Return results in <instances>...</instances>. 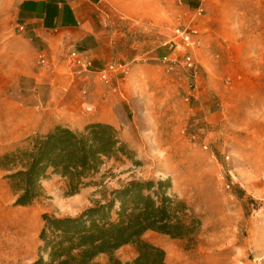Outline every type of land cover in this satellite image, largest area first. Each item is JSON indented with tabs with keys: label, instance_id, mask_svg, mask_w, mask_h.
<instances>
[{
	"label": "rangeland",
	"instance_id": "obj_1",
	"mask_svg": "<svg viewBox=\"0 0 264 264\" xmlns=\"http://www.w3.org/2000/svg\"><path fill=\"white\" fill-rule=\"evenodd\" d=\"M20 1L0 0V154L55 124L82 129L100 117L113 120L134 155L107 160L75 194L66 179L51 175L43 181L44 195L30 206L14 203L0 169V264L37 258L44 213L78 214L127 181L147 178L170 179L172 191L202 220L192 247L159 232L144 235L165 249L170 264H264V0L144 3L186 7V21L170 24L165 44L153 28L147 56L155 58L148 59L142 55L144 31L128 26L122 57L111 60L126 67L110 83L94 73L76 74L67 49L51 54L36 38L23 37ZM187 7H205L197 26L188 22ZM207 7L229 9L219 20L209 18ZM191 24L199 39L193 52L175 38ZM174 39L181 45L172 47ZM173 51L180 63L169 70L159 58ZM187 53L197 62L196 73L184 63ZM41 54L49 66L41 64ZM116 255L128 261L136 250L125 245ZM99 260L105 264L107 258Z\"/></svg>",
	"mask_w": 264,
	"mask_h": 264
},
{
	"label": "trees",
	"instance_id": "obj_2",
	"mask_svg": "<svg viewBox=\"0 0 264 264\" xmlns=\"http://www.w3.org/2000/svg\"><path fill=\"white\" fill-rule=\"evenodd\" d=\"M133 155L112 123L93 121L82 129L55 124L1 153L0 169L14 203L30 206L44 195L43 181L51 175L66 179L75 194L107 160ZM42 220L41 244L31 264H103L101 256L105 264H170L165 249L144 235L155 231L185 239L192 247L202 226L187 201L172 191L171 180L155 178L131 179L78 214L44 213ZM129 244L136 255L123 261L116 252Z\"/></svg>",
	"mask_w": 264,
	"mask_h": 264
},
{
	"label": "crops",
	"instance_id": "obj_3",
	"mask_svg": "<svg viewBox=\"0 0 264 264\" xmlns=\"http://www.w3.org/2000/svg\"><path fill=\"white\" fill-rule=\"evenodd\" d=\"M148 1L151 0H139L142 2L139 6L124 7L122 0H21L16 7V14L19 26L23 29L21 35L27 36L26 39L36 38L51 54L55 48L62 52L64 49L87 50L94 59L95 69H102L113 58L121 55L122 46L126 44L128 26L129 30L139 27L144 31L142 55L148 59L155 58L147 56L150 54L148 44L152 38L151 30L155 28L159 31L160 43L165 44L163 34L170 24L186 21L183 15L186 7H167L162 1L159 7H148L144 4ZM187 9L190 15L188 22L197 26L201 19L199 7ZM207 9L209 12L211 10L209 18L214 14L217 19L223 20L229 7ZM173 10L177 12L174 16L171 15ZM132 46L135 44L132 43ZM136 68L139 67L135 66L134 70ZM117 89L125 95L126 91L120 85ZM97 113L100 116V110ZM94 120L100 121V117ZM108 122L112 123L113 120Z\"/></svg>",
	"mask_w": 264,
	"mask_h": 264
},
{
	"label": "built area",
	"instance_id": "obj_4",
	"mask_svg": "<svg viewBox=\"0 0 264 264\" xmlns=\"http://www.w3.org/2000/svg\"><path fill=\"white\" fill-rule=\"evenodd\" d=\"M202 11V7H199L198 13L201 14ZM177 32L178 33L177 35H175V38H179L183 45L187 46L190 52H193L194 48L199 44L197 28L191 24L183 29H178ZM174 45L180 46L181 44H178L174 39L171 46L174 47ZM159 60L169 70L177 67L178 63H180L179 57L175 53V51L170 54L161 56ZM68 61L70 66L76 69V71L80 73H94L97 75L99 80H102L105 83H110L112 81V77L119 71L122 72L123 68L126 67L125 64H117L111 61L104 68L95 69L94 59L91 56V53L87 50L74 49L70 51ZM40 62L43 66L50 65L49 59L46 54L40 55ZM184 63L190 70H192L193 73H196L198 65L194 56H192L190 53H187L186 58L184 59ZM86 86L87 85H84L83 89L84 95L87 94Z\"/></svg>",
	"mask_w": 264,
	"mask_h": 264
}]
</instances>
